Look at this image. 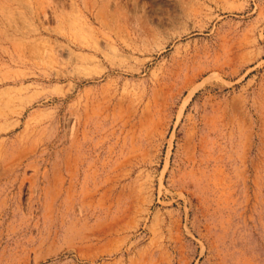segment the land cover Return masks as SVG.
Masks as SVG:
<instances>
[{"label": "rangeland", "instance_id": "rangeland-1", "mask_svg": "<svg viewBox=\"0 0 264 264\" xmlns=\"http://www.w3.org/2000/svg\"><path fill=\"white\" fill-rule=\"evenodd\" d=\"M0 264H264V0H0Z\"/></svg>", "mask_w": 264, "mask_h": 264}]
</instances>
